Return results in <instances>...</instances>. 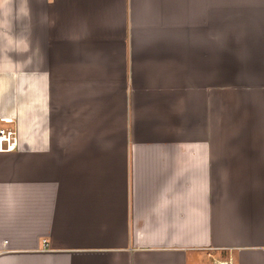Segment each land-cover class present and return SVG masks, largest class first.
<instances>
[{
  "label": "crops",
  "instance_id": "crops-1",
  "mask_svg": "<svg viewBox=\"0 0 264 264\" xmlns=\"http://www.w3.org/2000/svg\"><path fill=\"white\" fill-rule=\"evenodd\" d=\"M1 126L0 264H264V0H0Z\"/></svg>",
  "mask_w": 264,
  "mask_h": 264
},
{
  "label": "built area",
  "instance_id": "built-area-1",
  "mask_svg": "<svg viewBox=\"0 0 264 264\" xmlns=\"http://www.w3.org/2000/svg\"><path fill=\"white\" fill-rule=\"evenodd\" d=\"M5 121H10L6 120ZM16 130L13 127H0V150H12L17 145Z\"/></svg>",
  "mask_w": 264,
  "mask_h": 264
},
{
  "label": "bare ground",
  "instance_id": "bare-ground-1",
  "mask_svg": "<svg viewBox=\"0 0 264 264\" xmlns=\"http://www.w3.org/2000/svg\"><path fill=\"white\" fill-rule=\"evenodd\" d=\"M9 120V119H8ZM219 264H225L224 262H220Z\"/></svg>",
  "mask_w": 264,
  "mask_h": 264
}]
</instances>
